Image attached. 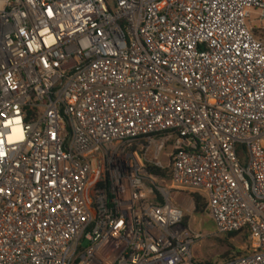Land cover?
Returning a JSON list of instances; mask_svg holds the SVG:
<instances>
[{"label": "built area", "instance_id": "obj_1", "mask_svg": "<svg viewBox=\"0 0 264 264\" xmlns=\"http://www.w3.org/2000/svg\"><path fill=\"white\" fill-rule=\"evenodd\" d=\"M250 9L264 18V0H0V264H192L183 191L218 234L248 231L229 264H264Z\"/></svg>", "mask_w": 264, "mask_h": 264}, {"label": "rangeland", "instance_id": "obj_2", "mask_svg": "<svg viewBox=\"0 0 264 264\" xmlns=\"http://www.w3.org/2000/svg\"><path fill=\"white\" fill-rule=\"evenodd\" d=\"M251 10V23L254 36L264 43V18L259 20V15L255 10ZM164 160L163 155L161 160ZM162 160V161H163ZM165 161V160H164ZM164 163V162H162ZM166 167V162L163 164ZM156 188L170 189L171 183L167 179H157L154 183ZM189 195L190 191H183ZM182 197V198H181ZM189 200L190 204L183 203V198ZM178 203L184 211V223L198 235V239L192 248V264H224L221 257L227 251H235L244 254L248 251L249 241L245 234H239L235 237L220 235L216 232L215 226L211 224V220L207 213L202 215L195 214V204L193 199L187 195H181ZM233 248L235 250L230 249Z\"/></svg>", "mask_w": 264, "mask_h": 264}, {"label": "trees", "instance_id": "obj_3", "mask_svg": "<svg viewBox=\"0 0 264 264\" xmlns=\"http://www.w3.org/2000/svg\"><path fill=\"white\" fill-rule=\"evenodd\" d=\"M146 169H147V172L149 174L154 175V176H156L159 179H167V180H169V175H168V170L167 169H162V168L156 167V166H154L152 164H149V163H146ZM189 195L193 199L194 204H195V214L202 215L204 212H206V201H205V198L203 197V195L198 193V192H194V191H191L189 193ZM158 199H160V198L158 197ZM211 224L214 225L212 220H211ZM239 234H245L246 237L248 238L249 245H250L249 233H248V231L246 229L242 230L240 232L226 234L225 236H228V237L232 238V237H235V236H237ZM230 249L235 250V249H233L231 247H230ZM247 253H248V251L246 253H244V254H241L240 252H236L235 253V251H227L221 257V259L224 260V264H229V263L233 262L235 259L246 255ZM204 264H211V263H207L206 262Z\"/></svg>", "mask_w": 264, "mask_h": 264}, {"label": "bare ground", "instance_id": "obj_4", "mask_svg": "<svg viewBox=\"0 0 264 264\" xmlns=\"http://www.w3.org/2000/svg\"><path fill=\"white\" fill-rule=\"evenodd\" d=\"M182 198V197H181ZM183 203H185V204H190V202H189V200L188 199H186L185 197L183 198Z\"/></svg>", "mask_w": 264, "mask_h": 264}]
</instances>
